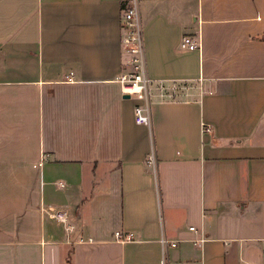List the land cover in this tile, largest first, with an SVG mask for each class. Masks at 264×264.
I'll return each instance as SVG.
<instances>
[{
	"label": "crops",
	"instance_id": "obj_1",
	"mask_svg": "<svg viewBox=\"0 0 264 264\" xmlns=\"http://www.w3.org/2000/svg\"><path fill=\"white\" fill-rule=\"evenodd\" d=\"M127 5L0 0V264H264V0H140L151 128Z\"/></svg>",
	"mask_w": 264,
	"mask_h": 264
},
{
	"label": "built area",
	"instance_id": "obj_2",
	"mask_svg": "<svg viewBox=\"0 0 264 264\" xmlns=\"http://www.w3.org/2000/svg\"><path fill=\"white\" fill-rule=\"evenodd\" d=\"M122 49L128 55L126 63L128 68L121 71L116 77L115 81L119 82L121 89L125 93L137 95L142 99V102L135 107V120L138 124H143L152 127V102H151V83L153 78L147 73L146 55H145V41L144 29L141 16L140 0H128V5L123 9L122 14ZM180 46L184 49H196L200 47V37L192 34H184ZM68 79L73 80L72 75ZM203 131L210 130V125H205ZM48 155L43 153L42 161L47 159ZM148 162L156 166L157 157L154 149L148 156ZM49 214L52 218L60 223L70 225V216L66 209L51 208ZM194 228V226H191ZM116 234L120 239H129L132 233L126 235L117 231ZM161 243L166 249L169 245L175 246L177 241L170 240L166 235H162ZM163 264L165 261L163 260Z\"/></svg>",
	"mask_w": 264,
	"mask_h": 264
},
{
	"label": "rangeland",
	"instance_id": "obj_3",
	"mask_svg": "<svg viewBox=\"0 0 264 264\" xmlns=\"http://www.w3.org/2000/svg\"><path fill=\"white\" fill-rule=\"evenodd\" d=\"M155 83H158V81H153L152 83H151V93L154 91V84ZM153 100H152V95H151V102H152Z\"/></svg>",
	"mask_w": 264,
	"mask_h": 264
},
{
	"label": "water",
	"instance_id": "obj_4",
	"mask_svg": "<svg viewBox=\"0 0 264 264\" xmlns=\"http://www.w3.org/2000/svg\"><path fill=\"white\" fill-rule=\"evenodd\" d=\"M125 96H126V97H128L129 95H128V94H126Z\"/></svg>",
	"mask_w": 264,
	"mask_h": 264
}]
</instances>
